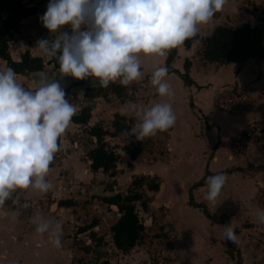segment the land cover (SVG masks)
Listing matches in <instances>:
<instances>
[{"label":"crops","instance_id":"obj_1","mask_svg":"<svg viewBox=\"0 0 264 264\" xmlns=\"http://www.w3.org/2000/svg\"><path fill=\"white\" fill-rule=\"evenodd\" d=\"M170 1L144 0L148 21L133 32L120 30L113 0H35L38 12L21 21L9 44L10 57L18 61L21 54L28 51L31 56L44 60V68L28 75L12 74L5 62L0 61V89L6 86L32 92V99L23 101H10L0 95V120L8 127V134L0 146V197L6 194L13 200V209L9 212L15 219L13 229L17 234L9 232V240L15 244L21 237L33 242L37 249L49 248L53 254H0V264L8 261L10 264H88L91 253L100 247L95 245L92 237L102 235L98 234L102 224L96 220L92 229L81 233L78 230L95 221L90 219L91 215H97L91 209L98 206L90 198L106 196L103 195L106 188L107 195L111 193L116 175L109 177L101 170H90L87 152L94 147L95 139H88L85 131L95 124L113 131L111 123L117 113L133 119L136 133L140 132L137 128L150 129L151 136L159 126L167 130L163 137L164 154L159 153L150 164L141 166L144 169L142 175L159 178L158 194H166V191L173 194L183 188L189 206L188 193L191 190L194 201L207 208L195 196L200 193L203 196L204 192L206 196L210 190L218 195L221 191L210 189L215 185L213 182L225 178L232 182L244 179L249 183L250 189L245 195L233 191V199L228 200V204L236 208L220 207L215 213L207 209L216 221L212 222L203 215L209 253L195 264H216L210 254L217 247L222 250V256L225 255L227 264H236L233 256L225 252L227 230L231 246L238 251L239 264H264V58L249 59L242 65L204 62L202 44L195 42L186 48L180 34L182 25L202 36L210 35L216 26L256 25V16L261 14L264 0H202L195 8L177 7L166 19L165 29L176 46V57L171 66L183 73L184 62L189 61L188 75L192 81L189 87L178 74L163 73L167 54L163 49L160 12ZM65 28L78 35L77 47L66 42ZM262 44L264 46V38ZM49 47L83 57L75 75L70 76L47 64ZM107 49L124 53L126 58L121 63L125 68L138 66L140 70L136 77H112L107 69L108 58L103 54ZM104 79L124 84L125 92L86 99L85 89L97 87ZM230 89L247 91L255 105L236 114L216 110V94ZM42 98L50 99L49 109L36 107V102ZM91 100L94 102L86 125L66 120L65 115L78 113L81 108L88 107ZM163 100L166 104L162 110L160 104ZM28 110L33 123L41 125L36 132L27 127L19 129ZM252 126L259 129V136L242 155L234 157L231 153L233 138ZM41 131H57L59 146H39L37 139ZM118 138L122 137H108L106 141L120 155L116 174L122 172L124 177L129 170L140 165L137 164L138 156L131 160L123 150L125 146L131 148L133 143L127 140L125 144L113 142ZM198 142L201 145L194 150L192 146ZM191 162H197L199 170L193 176H184L186 166ZM206 172L209 175L205 178V185L192 187ZM116 178L119 188L121 182ZM114 192L119 190L116 188ZM164 198L172 207L171 199ZM81 199L88 201L87 205L82 206ZM59 201L70 203L62 207L58 205ZM21 203L27 207L28 214H21L18 207L14 208ZM109 207L114 214L117 208ZM237 207L242 215L236 217L237 223L232 225ZM118 217L117 211L112 216L113 223ZM170 218L173 221L170 239L184 247L187 236L189 240L195 235L194 230L187 228L186 233L185 227L182 228L185 224H180L172 215ZM220 218L224 223H220ZM113 223L108 224L109 231ZM8 224L11 226V222ZM216 230L220 231V237L214 236ZM107 237L111 239V233L104 236L102 242ZM81 239L84 241L81 248L71 245ZM178 250L174 248L175 256ZM63 252L65 254H61ZM73 252L79 256L74 257Z\"/></svg>","mask_w":264,"mask_h":264},{"label":"trees","instance_id":"obj_2","mask_svg":"<svg viewBox=\"0 0 264 264\" xmlns=\"http://www.w3.org/2000/svg\"><path fill=\"white\" fill-rule=\"evenodd\" d=\"M35 0H0V61L5 62L6 67L12 74L28 75L34 72H40L44 68V60L41 57L31 56L28 51L21 54L18 61L11 59L9 54V44L13 40V35L18 32L22 20L35 15L38 12ZM202 0H171L166 9L160 12L163 49L167 56L165 59L164 74L176 73L182 80L185 86L189 87L192 84L188 75L190 67L189 61L184 62V71L179 73L171 66L176 57V46L168 37V32L165 29V21L172 16L177 7L195 8L197 3ZM217 1V0H215ZM257 24L250 25L248 23L239 27H232L228 25L216 26L212 33L208 36H202L190 30L187 26L182 25L180 34L183 44L189 48L191 44L200 42L202 44V59L204 62L225 64L236 63L242 65L249 59L261 60L264 58V46L262 40L264 38V6L259 16H256ZM64 35L66 42L70 46L77 47L78 35L65 28ZM47 56L50 57L47 62L52 65L54 69L60 70L64 73L73 76L79 70L83 57H77L66 50L59 51L53 47H49ZM107 69L115 78H135L140 68L133 65L125 68L122 63L117 60H108ZM126 86L121 83H115L102 80L97 87H88L85 89L84 97L86 99H94L96 97L106 98L108 93L120 95L124 93ZM0 95L10 101L31 100L32 92L30 90H17L6 86L0 89ZM38 109H49L51 101L48 98L39 99L36 102ZM62 103H59L61 109ZM62 110V109H61ZM91 109L88 107L81 108L78 113L72 115H65L67 121L74 124L86 125L90 119ZM25 124L32 132L40 130L39 123H33L29 110L26 113ZM112 129L109 131L103 128L100 124H95L85 131L88 139L94 138L95 145L87 152V157L90 161V170L95 172L101 170L109 177L116 175V163L120 159V155L116 152L106 138L122 137L129 143H133L134 139L141 136V132H135V124L133 119L126 118L121 114H114L112 120ZM8 134V127L0 120V146L3 144L6 135ZM38 145L41 147H58L60 143V135L57 131H41L37 139ZM131 160H134L141 152L142 148L123 147ZM209 175L205 173L198 182L192 187H201L205 185V178ZM159 178L157 176L140 175L134 176L130 182L128 191L124 193H115L111 196L101 197V200L106 205H113L117 207L119 217L110 226V233L112 242L115 248L122 253H127L136 246L144 233V224L140 222V218L136 211V203L144 198L143 188L148 192H157L159 190ZM70 202L59 201L58 205L62 207L68 206ZM188 205L196 208L203 213V215L212 222L215 218L211 217L205 205L196 203L192 197L191 190L188 193ZM220 223H224L220 218ZM96 225V221L79 228V233L92 229ZM229 231L226 234L229 237ZM92 235V234H91ZM226 239L227 247H231L229 238ZM101 239L96 238L95 244L100 245ZM99 264H111L108 260H104ZM236 264H239L238 259Z\"/></svg>","mask_w":264,"mask_h":264},{"label":"rangeland","instance_id":"obj_3","mask_svg":"<svg viewBox=\"0 0 264 264\" xmlns=\"http://www.w3.org/2000/svg\"><path fill=\"white\" fill-rule=\"evenodd\" d=\"M248 3L249 2H247V4ZM262 3L264 5V1ZM255 10L258 9L256 8ZM103 54L106 55V58H108V60H117L119 63L124 61V58H126L124 53L113 49H107L103 52ZM165 104L166 100L161 101L160 108L162 110L164 109ZM193 107V104H191L190 102L191 111H193ZM137 130H140L142 135L138 139H134L133 147L142 148L144 150L137 157V164L140 165V167H136L135 170H129L124 177H122V172H120V174H116V177H118V180L121 182V187L118 188L117 184L114 185V187H112L113 189H111V193H108V195L106 192V188V190L104 189L103 191V195L106 194V196H110L115 194L114 191L116 188L120 193L128 191L132 178L134 176H140L143 174L142 171H144V169H141V166L147 165L150 161H152V159L155 160L156 157H158L157 155H159V153L160 155L164 154L165 146L163 144V137L166 135L167 130H165L162 126H159L157 132H155V135L153 136H151L152 133L150 129L147 130L137 128ZM113 142L119 144L126 143L125 139L122 138L115 139V141ZM200 145V142H198L197 144L195 143L193 144L192 148L196 150L200 147ZM126 164L129 165V163H123L122 165L125 166ZM198 170V163L191 162L190 164H188V166H186V171H184L183 175L190 177L195 175ZM116 177H114L113 180H116ZM242 180L243 181L235 180V182H232L231 180H226L225 178L219 179L218 181L213 182V184H215L214 186L210 187V189L215 188L221 191L218 195L213 190H210L206 193V196L204 192L203 196H201L200 193L199 195L196 194L195 198L200 200L199 202L202 201V203L206 204L207 209L210 212L214 213L220 207H223L225 209L236 208V206L228 204L231 200L230 198L233 199V191L242 196L243 194L245 195V193L248 192V189H250L249 183L244 179ZM218 184L221 186L219 187ZM121 188L122 191H120ZM142 190L144 192V198L136 203V211L139 218H141L143 221L142 223L144 224L145 230L136 246H134V248L127 253H121L119 250H115L112 242V236L111 239L107 237L106 241L102 242V238L104 240V236L106 237V235L110 233L107 226L108 224L113 223L114 219H116V216L114 217V219H112V216L114 214L116 215V212L118 210L114 209L115 211L113 214L110 207L102 202L101 197L92 196L90 198L92 203L95 205L97 204L98 206L95 209L92 207L91 212H96L97 215H91L90 219H95V221L97 220L102 224L100 232H98V234H102L100 237H98L99 239H101L99 248L105 251V258H108V261L111 264H195V262L199 260L204 254L208 255L209 249L208 246H206L207 239L205 238L207 234V227L205 225V222L203 221L205 219L201 212H196L195 209L190 208L186 205L187 192L183 188H179L173 194H170L168 191H166V194L148 192L146 188H143ZM164 196L167 199H171L172 207H170V202L166 201ZM12 201L13 200L10 199V195L4 194L0 197V254H17V252L21 254H53L49 250V248L41 247L40 249H37L35 248L33 242L28 240L26 241V239H23L21 237L15 244L9 240V232L14 235L17 234L15 229H13L15 227V219L9 212L10 209H13V205H11ZM87 203L88 201L86 200L81 199L80 201V204L82 206L87 205ZM16 207L20 209L21 214H28V209L26 212L27 207L24 203L14 205V208ZM235 211L236 213L233 218L232 225H236V217L239 218L242 215V212L238 207ZM87 214L88 212H86V215ZM171 215L180 224H185L182 225V228L185 227L186 233H188L187 228L194 230L195 235L193 237H190L189 240L187 236L186 245L184 247L182 243L178 245L170 239V233L173 231V221L170 218ZM8 222H11V226H9ZM9 227H11L10 230ZM213 234L215 237H220L221 235L220 231L217 230L214 231ZM92 239V241L95 242L96 238L92 237ZM79 243L74 241L71 245L81 248V245L84 244L83 239H81ZM69 248L72 247H68V249ZM174 248H176V251L179 249L177 256H175L176 251H173ZM97 250L94 249L93 252L95 253ZM211 252L212 254H210V256L213 257L216 264H227L225 255L222 256L223 253L220 247L213 249V251L211 250ZM225 252L230 253L233 256L234 261L239 258V254L235 246H225ZM73 253L74 257L79 256L78 254H75V252ZM61 254L65 253L63 252ZM120 254L124 255L120 256ZM10 262L11 261H8L7 264H10Z\"/></svg>","mask_w":264,"mask_h":264},{"label":"built area","instance_id":"obj_4","mask_svg":"<svg viewBox=\"0 0 264 264\" xmlns=\"http://www.w3.org/2000/svg\"><path fill=\"white\" fill-rule=\"evenodd\" d=\"M119 27L122 32H133L148 21V8L144 0H113ZM255 105L251 95L242 89L222 90L215 96L216 110L227 114H236ZM259 136V129L250 127L231 142V153L234 157L242 155L248 145Z\"/></svg>","mask_w":264,"mask_h":264},{"label":"water","instance_id":"obj_5","mask_svg":"<svg viewBox=\"0 0 264 264\" xmlns=\"http://www.w3.org/2000/svg\"><path fill=\"white\" fill-rule=\"evenodd\" d=\"M93 102L94 101H92V100L89 102L88 108L92 107ZM25 120H26V118H24L21 121L19 129L22 130V129L26 128ZM112 184L116 185V181L113 180ZM140 222L141 223L143 222L141 218H140ZM105 255H106L105 251L101 250V248H99L95 253H91V255L89 256V259H88V264H99L101 261L106 260Z\"/></svg>","mask_w":264,"mask_h":264}]
</instances>
